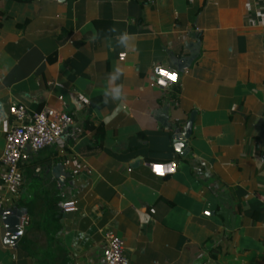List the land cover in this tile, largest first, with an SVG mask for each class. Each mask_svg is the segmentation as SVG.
I'll use <instances>...</instances> for the list:
<instances>
[{"label":"crops","instance_id":"0c3cea01","mask_svg":"<svg viewBox=\"0 0 264 264\" xmlns=\"http://www.w3.org/2000/svg\"><path fill=\"white\" fill-rule=\"evenodd\" d=\"M0 11V157L11 104L74 120L21 164L19 189L0 187V264H105L107 233L129 264H264V0H0ZM117 65L119 107L102 103ZM156 65L178 82L156 87ZM169 162L174 174L150 172ZM65 200L75 210L62 212ZM10 207L25 210L16 244Z\"/></svg>","mask_w":264,"mask_h":264},{"label":"built area","instance_id":"2783aa9c","mask_svg":"<svg viewBox=\"0 0 264 264\" xmlns=\"http://www.w3.org/2000/svg\"><path fill=\"white\" fill-rule=\"evenodd\" d=\"M124 57V53L119 55L120 59ZM164 73L174 74L175 80ZM151 74L152 83L160 89H167L178 82L177 71L161 65L153 66ZM9 112L14 122L5 134L0 157V187L15 190L22 185L21 164L30 158V153L60 142L74 120L69 113L49 106L30 114L23 104L14 103L10 105ZM149 169L153 175L165 177L176 172V163H149ZM60 209L64 213L73 211L75 203L72 200L62 201ZM204 214L209 215V212ZM102 255L105 264H129L124 253L123 240L114 234L105 235Z\"/></svg>","mask_w":264,"mask_h":264},{"label":"water","instance_id":"95a60500","mask_svg":"<svg viewBox=\"0 0 264 264\" xmlns=\"http://www.w3.org/2000/svg\"><path fill=\"white\" fill-rule=\"evenodd\" d=\"M195 111H193L189 119L186 121L182 132H178L173 135L174 148L176 151H182L187 146L189 138L192 133V126L195 118ZM51 173L58 179L59 183H62V179L65 175L64 169L61 164H56L51 168ZM25 210L22 208L10 207L1 212L2 220L6 227V241L12 244H16L20 236L25 233L22 229L20 222L24 216Z\"/></svg>","mask_w":264,"mask_h":264},{"label":"clouds","instance_id":"9594fccd","mask_svg":"<svg viewBox=\"0 0 264 264\" xmlns=\"http://www.w3.org/2000/svg\"><path fill=\"white\" fill-rule=\"evenodd\" d=\"M110 31L117 32V29L112 28L110 29ZM120 34H121V39L118 42L119 46L128 48L126 38L129 37L130 34L126 30ZM90 39L93 41L98 39L97 34H94ZM122 75H123V70L118 65L114 66L113 71L108 74L107 82L103 89V101H102L103 104L107 105L110 102H116L117 106L119 107L127 99L126 93L124 91V85L115 83L117 80L120 79ZM113 84H115L114 87ZM109 96H111L112 98L111 101L108 99Z\"/></svg>","mask_w":264,"mask_h":264},{"label":"trees","instance_id":"16d2710c","mask_svg":"<svg viewBox=\"0 0 264 264\" xmlns=\"http://www.w3.org/2000/svg\"><path fill=\"white\" fill-rule=\"evenodd\" d=\"M17 1H29V0H17ZM1 11H0V15H1ZM59 201H60V198L58 197V194H56L55 192L51 193L50 196H48V199L46 201V210L47 212H49L48 210H52V212L50 213H53V219L57 222L58 221V216L57 215V212L56 210L59 208ZM33 203H31V206H30V210L33 208L32 206ZM33 210V209H32ZM29 216V214H28ZM56 216V217H55ZM30 218V216H29Z\"/></svg>","mask_w":264,"mask_h":264},{"label":"snow or ice","instance_id":"6c2138e0","mask_svg":"<svg viewBox=\"0 0 264 264\" xmlns=\"http://www.w3.org/2000/svg\"><path fill=\"white\" fill-rule=\"evenodd\" d=\"M164 75H168L170 79L175 80V75L174 74H168V73H164ZM157 171H160V169H157Z\"/></svg>","mask_w":264,"mask_h":264}]
</instances>
